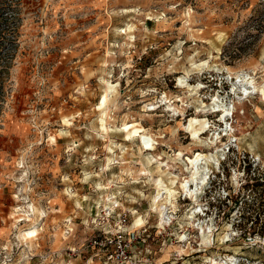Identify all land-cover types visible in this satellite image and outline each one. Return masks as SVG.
Returning a JSON list of instances; mask_svg holds the SVG:
<instances>
[{"label": "rangeland", "instance_id": "rangeland-1", "mask_svg": "<svg viewBox=\"0 0 264 264\" xmlns=\"http://www.w3.org/2000/svg\"><path fill=\"white\" fill-rule=\"evenodd\" d=\"M0 18V264H104L109 213L141 235L134 264H264V0H0ZM201 153L206 183L177 185L160 226L155 181Z\"/></svg>", "mask_w": 264, "mask_h": 264}, {"label": "bare ground", "instance_id": "bare-ground-1", "mask_svg": "<svg viewBox=\"0 0 264 264\" xmlns=\"http://www.w3.org/2000/svg\"><path fill=\"white\" fill-rule=\"evenodd\" d=\"M204 63H206V62H204ZM180 81L182 82L184 80L181 79ZM183 84H185V83H182V85ZM234 85H235L234 87H235L236 90L239 89V93L238 94L241 95V96L245 95L247 98H250V96L252 94H259L258 87H257L253 77L244 76L241 79V81H240V85H237V84H234ZM263 97H264V94H263ZM203 104L205 105L204 102H203ZM233 110H234V108H229L226 105L219 106L218 112H220L219 114L223 115L221 120L222 119H226L227 117H229L232 114ZM226 125H228V124H226ZM189 128H190V126H189ZM229 130H230V127L227 126L225 131H229ZM200 135L201 134L199 133V131H197V132H195L193 134V137L195 139H200V137H201ZM143 138H147L148 140L144 141ZM141 144L143 146V149L146 150V151H154L155 150V141L152 139V137H149V136H146V135L142 136L141 137ZM215 148H216L215 143H213V149H215ZM179 156L182 157L183 153L180 152ZM185 159H186V162H187V165H188L187 169L189 170V172L191 174L190 179L184 180L182 183L173 181L172 185L174 187H169L165 183V181H163V178L161 176L162 173H164V171H165L164 169H166L164 167L166 166L167 169H168V164L164 165V163L163 164L159 163L160 165H158V170L161 173V175H160L161 177L155 181L157 194L153 198L152 207H153L154 211H156L158 216H159L160 226H163V224H164V222L166 220V216L168 214V212H167L168 207L176 209V196L179 193L178 190L176 189L177 185H179V190H181L182 193H186L187 196L192 197L193 200L196 199L197 195H198V193H199V191L201 189L200 185L201 184L203 185V184L206 183V179H205V176H204L205 168L209 167V165L214 161L213 157L211 158V156H209L208 154H205V153H201L199 155H196L193 158L192 157H188V158H185ZM148 160H149V158H148ZM149 172H151V171H149ZM202 211H203L202 209H198V215H200L202 213ZM193 215H192V218H195ZM134 226L135 227H142V225L140 223H138V221H136ZM197 230L201 233L202 241L205 244H208V243L211 242L209 237L206 236V234H207L206 231L207 230H205V229H203L201 227H198ZM209 231H210V233H212L211 229ZM211 237H212V234H211ZM226 237H228V236H226ZM229 260L231 261V264H236V263H234V260L232 258H230ZM228 262L229 261H226V264H229ZM212 264H219V263H215L214 262Z\"/></svg>", "mask_w": 264, "mask_h": 264}, {"label": "built area", "instance_id": "built-area-1", "mask_svg": "<svg viewBox=\"0 0 264 264\" xmlns=\"http://www.w3.org/2000/svg\"><path fill=\"white\" fill-rule=\"evenodd\" d=\"M111 211L113 212V210ZM109 217L111 218V213H109ZM110 218L105 221L110 223ZM128 221L127 214L118 215L117 219L113 221L114 228L110 229L109 223H107L99 231L98 237L92 241L91 246L94 245L99 250L97 256L106 258L104 264H134L132 260L135 261L134 258H137L135 256L137 253L133 255V250L136 249L137 244H140L141 235L128 229Z\"/></svg>", "mask_w": 264, "mask_h": 264}, {"label": "trees", "instance_id": "trees-1", "mask_svg": "<svg viewBox=\"0 0 264 264\" xmlns=\"http://www.w3.org/2000/svg\"><path fill=\"white\" fill-rule=\"evenodd\" d=\"M6 20H7V19H6ZM6 20H5V21H6ZM5 21H4V19H1V18H0V27L2 28L1 31H0V35H2V34L5 35L6 32H7V29H8V28L5 27V26H3V25L6 24ZM0 42H1V41H0Z\"/></svg>", "mask_w": 264, "mask_h": 264}, {"label": "water", "instance_id": "water-1", "mask_svg": "<svg viewBox=\"0 0 264 264\" xmlns=\"http://www.w3.org/2000/svg\"><path fill=\"white\" fill-rule=\"evenodd\" d=\"M144 141H147L148 139L147 138H143Z\"/></svg>", "mask_w": 264, "mask_h": 264}]
</instances>
